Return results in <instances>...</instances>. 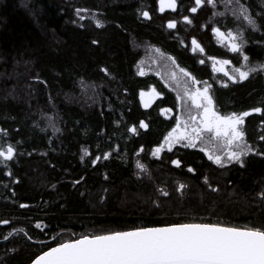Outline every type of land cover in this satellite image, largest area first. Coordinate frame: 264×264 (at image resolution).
Segmentation results:
<instances>
[{
    "label": "trees",
    "instance_id": "obj_1",
    "mask_svg": "<svg viewBox=\"0 0 264 264\" xmlns=\"http://www.w3.org/2000/svg\"><path fill=\"white\" fill-rule=\"evenodd\" d=\"M236 3L258 28L233 15ZM216 28L240 31L243 51L219 45ZM150 48L210 85L221 115L264 108V71L228 82L211 64L243 67V55L251 67L264 64V0H217L215 8L177 0L165 12L159 0H0V150L16 149L12 160L0 157V264H29L59 242L139 227L264 230V114L245 118L253 151L242 165H216L183 147L154 157L176 125L178 101L158 76L139 74ZM151 89L159 97L145 108L140 94Z\"/></svg>",
    "mask_w": 264,
    "mask_h": 264
},
{
    "label": "snow or ice",
    "instance_id": "obj_2",
    "mask_svg": "<svg viewBox=\"0 0 264 264\" xmlns=\"http://www.w3.org/2000/svg\"><path fill=\"white\" fill-rule=\"evenodd\" d=\"M210 2L212 7L217 6V0H210ZM225 2L227 5H233V0H225ZM195 3L203 5L205 0H195ZM176 7L177 0H160V12H164L166 8L174 10ZM191 11L196 12L197 8L193 7ZM237 11L248 25L258 28L255 18L251 16L246 5L236 3L233 15H236ZM142 14L149 16L148 12ZM184 19L188 23L192 22L187 16ZM97 24L102 26L99 20ZM168 27L175 28L176 22L170 20ZM215 31L219 36L225 37V33L219 28ZM227 38L233 52H242V45L237 42L240 37L235 33H229ZM193 44L199 47L195 40ZM200 50L203 51V48ZM212 59L215 60L214 57ZM243 61L247 70L236 69L240 80H247L252 73L264 71V64H258L256 67L249 66L247 55H243ZM219 63L221 67L217 68V71H224L223 65L230 64L231 61L223 60ZM103 71L108 72V69L105 68ZM181 71L185 70L181 69ZM141 74L143 75V72ZM188 75L191 74L188 73ZM231 78L237 79L235 76ZM192 81L194 84L200 83L195 77H192ZM210 87L205 84L203 89L198 87L195 91L186 89V95L192 99L197 109L202 110L190 119L195 121L200 117L199 123L203 125V128L193 126L191 132L183 129L177 134V129H180V125L177 124L176 129L164 143L171 150L175 144L185 140L187 143L183 145L184 147L195 148L201 133L207 130L214 132L217 137L223 135L229 145L239 141L240 143L237 144L239 150L229 149L228 159L229 162L235 160L242 165L244 163L242 157L253 149L245 140L246 133L241 125L252 113L264 114V108L256 107L251 111L240 114L233 112L223 116L216 110L215 102L209 94ZM147 106L146 103L145 107ZM165 111H171V109ZM142 127L147 128L148 125L145 123ZM3 131L0 129V132ZM131 131L136 133L137 129L132 127ZM260 138L264 140V136ZM162 150L163 146L157 147L153 155H159ZM85 153L87 154V149ZM15 155L16 149L11 144H8L6 149L0 150V157H3L5 161L12 160ZM109 156H111L110 152L105 158ZM100 158L96 156L93 163L98 162ZM209 158L214 159L217 165L225 163L220 155L213 157L209 153ZM172 162L177 166L181 164L179 159ZM138 167L144 169L145 166L138 164ZM190 171L195 170L190 169ZM180 187L183 188V185ZM261 195L264 196V193ZM4 223L8 222L4 221ZM33 264H264V230L255 227H230L218 223H174L165 227H139L131 231H111L106 234L84 235L75 240L59 242L58 246L50 247V250L36 256Z\"/></svg>",
    "mask_w": 264,
    "mask_h": 264
},
{
    "label": "rangeland",
    "instance_id": "obj_3",
    "mask_svg": "<svg viewBox=\"0 0 264 264\" xmlns=\"http://www.w3.org/2000/svg\"><path fill=\"white\" fill-rule=\"evenodd\" d=\"M224 3H226L225 0H224ZM159 8H160V0H159ZM172 10L173 9L171 8L165 9V11H172ZM223 33H225V37L219 36L217 32L214 30L215 39L219 45H221L223 48L227 49L228 51L232 53H237L231 50V46L229 45L228 38H227L229 33H235L238 37H240L238 38L237 42L242 45V51H243L244 43L242 42V33L240 31H230V32H223ZM220 61H223V60L211 59V64H212L213 71L216 74L221 75L224 81H228V82L243 81L239 79V73L236 71V69L247 70V67L244 64V61H243V67L236 68L230 63V64L223 65L224 71H217V68L221 67L219 63ZM181 69L182 68H180L177 65V63L172 57L164 55L159 50L153 49V48L148 49L146 55L144 56V58L140 61L138 65V72L140 75H142L141 72H143V75L155 74L162 80V82L165 84V86L168 89H170L171 91L175 93L177 97L178 110H177V115H176L177 116L176 125L171 130V132L165 137V139L170 134L173 133V130L176 129L177 124L180 125V129H177V134L179 133L180 130H183V129H187V131L191 132V128L193 126L203 128V125L199 123L200 117H198L197 120L195 121L190 119L191 116L197 115V113L201 112L202 110L197 109L192 99L186 95V89H191L192 91H195L197 87L200 89H203V87L207 83L200 82L199 84H194L192 81V75H188V72L186 70L182 72ZM173 73H175V76H173ZM233 76L237 77V79L233 80L231 78ZM153 90L154 89H151L147 92H142L140 94V100H141L143 107H145V104L147 103L148 106L145 108H149L154 103V101L159 97V95H157V92ZM13 93L8 92V94H11V96H13ZM209 94H210V88H209ZM181 97H183V99H181ZM165 110L166 109L162 110V115L164 117L169 118L173 115L172 111H165ZM184 122H187V123H184ZM243 127H244V124L241 125V128L244 131ZM165 139L163 143L160 145V146H163L162 152L159 155H153L154 157L159 158L163 152L171 151L172 149L176 147H183V148L201 150L206 154L208 158H209V153L213 157H215L216 155H220L221 157H223L225 161V163L220 166H226L232 163H238L235 160H232L231 162H229L228 151L229 149H231L232 151H238L239 149L237 148V144H239L240 142L237 141L229 145L226 141V138L223 135L220 137H217L214 132H208L207 130H204L201 133V138L200 140L197 141V146L195 148L184 147L183 145L187 143V141L182 140L181 143L175 144L173 148L169 150L167 145H165L164 143ZM154 152H155V149L153 153ZM210 160L215 163L214 159H210Z\"/></svg>",
    "mask_w": 264,
    "mask_h": 264
},
{
    "label": "water",
    "instance_id": "obj_4",
    "mask_svg": "<svg viewBox=\"0 0 264 264\" xmlns=\"http://www.w3.org/2000/svg\"><path fill=\"white\" fill-rule=\"evenodd\" d=\"M160 227H165V226H160ZM134 230V229H133ZM128 231H131V230H128ZM50 250V249H49ZM48 251V250H47ZM43 254V253H42ZM41 254V255H42ZM29 264H33V261L31 262V263H29Z\"/></svg>",
    "mask_w": 264,
    "mask_h": 264
}]
</instances>
